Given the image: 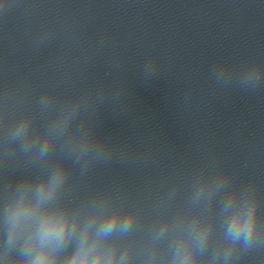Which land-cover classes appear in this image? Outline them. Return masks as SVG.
<instances>
[{
	"label": "clouds",
	"instance_id": "1",
	"mask_svg": "<svg viewBox=\"0 0 264 264\" xmlns=\"http://www.w3.org/2000/svg\"><path fill=\"white\" fill-rule=\"evenodd\" d=\"M258 79L249 75L245 83ZM55 99L47 92L38 102L43 106ZM54 119L57 127L48 136L33 128L30 112L12 120L5 127L0 156L14 155L9 149L17 145L21 155L35 151L40 160L48 157L62 132L59 122L64 116ZM61 151L79 166L82 176L93 165L111 160V149L93 136ZM41 169V175L26 178L12 197L5 198L0 210V264H235L243 252L264 248V221L255 201L234 207L227 200L217 226L201 215L162 214L174 195L173 186L158 200L153 219L145 225L142 205L119 191L96 192L79 203L66 204L70 171L65 163L57 160ZM206 199L196 191L192 203ZM140 233L143 239L137 243Z\"/></svg>",
	"mask_w": 264,
	"mask_h": 264
}]
</instances>
